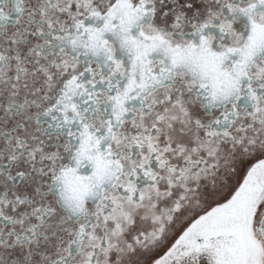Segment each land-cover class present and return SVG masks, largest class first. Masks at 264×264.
I'll use <instances>...</instances> for the list:
<instances>
[{
	"label": "snow or ice",
	"instance_id": "snow-or-ice-1",
	"mask_svg": "<svg viewBox=\"0 0 264 264\" xmlns=\"http://www.w3.org/2000/svg\"><path fill=\"white\" fill-rule=\"evenodd\" d=\"M0 264H264V0H0Z\"/></svg>",
	"mask_w": 264,
	"mask_h": 264
}]
</instances>
